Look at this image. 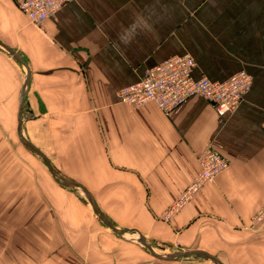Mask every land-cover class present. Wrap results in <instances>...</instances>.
Returning a JSON list of instances; mask_svg holds the SVG:
<instances>
[{"label": "crops", "instance_id": "1", "mask_svg": "<svg viewBox=\"0 0 264 264\" xmlns=\"http://www.w3.org/2000/svg\"><path fill=\"white\" fill-rule=\"evenodd\" d=\"M20 1L0 0V40L30 68L23 118L36 101L28 127L41 138L27 137L114 223L205 249L223 264H264V224L250 225L264 205V0H71L43 24ZM176 54L195 58V78L245 69L252 87L224 115L199 95L168 112L120 101L121 88ZM25 74L0 46V264H213L198 255L154 260L125 236H100L89 205L75 194L67 205L66 189L45 171L54 186L39 183L30 165L38 158L16 138ZM207 147L228 168L164 218Z\"/></svg>", "mask_w": 264, "mask_h": 264}, {"label": "built area", "instance_id": "2", "mask_svg": "<svg viewBox=\"0 0 264 264\" xmlns=\"http://www.w3.org/2000/svg\"><path fill=\"white\" fill-rule=\"evenodd\" d=\"M71 0H21L20 9L36 24H43L50 15ZM195 58L190 54L172 55L145 70L142 78L119 90L122 103L140 106L154 102L168 112L192 95H199L213 103L219 114L236 110L253 84V76L241 69L225 80H213L207 76L195 78ZM201 171L187 186L176 208L190 200L215 176L228 168L229 160L212 147L200 156ZM251 225L264 223V205L252 216Z\"/></svg>", "mask_w": 264, "mask_h": 264}, {"label": "water", "instance_id": "3", "mask_svg": "<svg viewBox=\"0 0 264 264\" xmlns=\"http://www.w3.org/2000/svg\"><path fill=\"white\" fill-rule=\"evenodd\" d=\"M0 46L4 50H6L9 54H11L15 59L19 60L22 62L25 67H26V74H25V79L23 82L22 90H21V96H20V102H19V112H18V135L22 143L31 151L35 152L47 165L50 173L54 178H56L59 182L64 181L65 183L79 189L80 191L83 192L85 195L86 200L89 202V204L92 206V209L94 210L97 218L103 222L107 227L114 231H119L122 232L124 235H126L129 239L130 242L133 244L139 246L141 249L146 251L147 253L151 254L152 256H155L160 259H165V260H170V259H175L179 257H184L188 254H197L199 257L206 258L207 260L211 261L213 264H223L217 256L212 254L211 252L202 249V248H191V247H185L181 246L179 248L173 249L172 251L168 252H158L150 247H145V246H140L141 244L132 237L133 235V229L132 228H124L120 227L116 223H114L111 219H109L98 207L94 197L92 196L91 192L87 189V187L82 184L81 182L69 177L65 173L61 172L50 160L48 155L43 152L32 140H30L23 131V123H24V118H23V112L25 108V96L28 90L29 86V81L31 77V72L30 68L28 66V63L26 60L21 56L19 52H17L14 48L6 45L4 42L0 40ZM38 99V105H39V111L40 113H45L47 111L46 106L42 99L39 97L37 93H35ZM138 231V230H137Z\"/></svg>", "mask_w": 264, "mask_h": 264}, {"label": "rangeland", "instance_id": "4", "mask_svg": "<svg viewBox=\"0 0 264 264\" xmlns=\"http://www.w3.org/2000/svg\"><path fill=\"white\" fill-rule=\"evenodd\" d=\"M28 103H30V105H28L27 107L28 108H33L35 111H34V113L33 112H30L29 110H28V108L26 109V112H25V118H24V134L26 135V136H28L29 138H31V136L30 135H35V139L37 140H40V138H41V134H39V133H34V132H32L31 130V132L29 131V125H30V123H28V120H29V117L31 116V115H34V114H36L37 112H38V108H37V105H36V101H31V102H28ZM28 124V125H27ZM30 133H29V132ZM16 136H17V132H16ZM17 138V141L19 142V146H20V148H23V149H25V152H27L26 154H29V155H25V156H27V157H30V156H33V155H35L37 158H38V160H36L35 161V164H31L30 163V165H32V167H34V169H35V172H36V174H37V179H38V181H39V183L40 184H42L44 187H46V188H51V186H58L59 188H64V189H66V191H67V193H68V197H67V205H69V204H74V202H72V198L70 197L71 195L73 196V194H75V196L76 197H78L79 199H80V201L84 204V205H86V206H90V208H92V206L89 204V202L86 200V198H85V195L83 194V192L82 191H80L79 189H77V190H79L80 192H78L77 190H76V188L75 187H67V186H63V185H61L60 184V182L56 179V178H54L53 176H52V174L50 173V171H49V169H48V167H47V165L44 163V161L35 153V152H33V151H31L30 149H28L27 147H25V145L22 143V141L20 140V138L17 136L16 137ZM41 142V141H40ZM29 163V162H28ZM42 170H41V169ZM44 171H45V173L47 174V176H50V178L52 179V181H53V184L52 183H50V181H47L48 179H47V177H46V175L44 174ZM38 175H39V177H38ZM212 181V180H211ZM211 181H209V182H211ZM49 182V183H48ZM191 183V182H190ZM189 183V184H190ZM208 183V182H207ZM50 184V185H49ZM188 184V185H189ZM187 185V186H188ZM56 186V187H57ZM187 186L183 189V191L180 193V195L179 196H177L176 198H174L173 200H172V202L167 206V208H166V210H165V213H164V218H166V219H170L171 218V216L174 214V213H176L177 211H179V210H181L186 204H188L195 196H193L190 200H188L186 203H183L181 206H179L178 208H176V207H174L175 206V203H177L178 202V200L181 198L180 196L183 194V192L185 191V189L187 188ZM45 188V189H46ZM203 188V187H202ZM201 188V189H202ZM200 189V190H201ZM75 192V193H74ZM63 193H60V195H62ZM196 195V194H195ZM262 207V206H261ZM85 210V209H84ZM90 210V209H89ZM92 211H93V209H91ZM94 212V211H93ZM93 215H95L96 216V214H95V212L94 213H92ZM82 218L84 219V220H92L94 217H90L89 216V213H83V215H82ZM96 218H97V216H96ZM100 221V220H99ZM252 223L250 222V225H251ZM262 224H264V223H262ZM117 225H119L120 227H124V228H129V227H127V226H124V225H122V224H117ZM252 226V225H251ZM253 227V226H252ZM134 231H133V235H132V237L134 236V237H136V238H139V236L141 235L142 237H143V239H145V240H147L148 242H152V243H155L156 244V251H158V252H168V251H172L173 249H176V248H179V246H180V243H178V242H174V240L173 239H171V240H168V239H166V238H162V237H157V236H153V235H147V234H143L140 230H138V229H136V228H132ZM138 230V231H137ZM97 232L99 233V235L100 236H115V237H118L119 235H117V234H115V232H114V230H112V229H110L109 227H107L103 222H101L100 221V223H99V225L97 226ZM139 234V235H138ZM133 237V238H134ZM118 238H120V237H118ZM125 240L126 241H128V237L125 235ZM129 242V241H128ZM140 246H142V245H140ZM181 247V246H180ZM140 248V247H139ZM148 255V258H150V259H160V258H157V257H155V256H152L151 254H149V253H147ZM195 257H197V256H195ZM190 258H192V256L191 257H189V256H184V257H179V258H175V259H170V260H189ZM203 258V257H202ZM204 259H206V258H204ZM207 260V259H206Z\"/></svg>", "mask_w": 264, "mask_h": 264}, {"label": "bare ground", "instance_id": "5", "mask_svg": "<svg viewBox=\"0 0 264 264\" xmlns=\"http://www.w3.org/2000/svg\"><path fill=\"white\" fill-rule=\"evenodd\" d=\"M21 63H22V62H21ZM60 183H61L62 185H64V186L72 187V188H73V186H71V185L65 183L64 181H60ZM114 232L117 233V234H119V235H121V236H125L122 232H119V231H114ZM136 239H137L139 242H141L145 247H150V248L156 250V249L154 248V246H153L151 243H149L147 240L143 239V237H142L141 235L139 236V238H136ZM193 255H197V254H188V255H186V256H193Z\"/></svg>", "mask_w": 264, "mask_h": 264}]
</instances>
